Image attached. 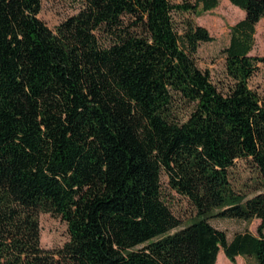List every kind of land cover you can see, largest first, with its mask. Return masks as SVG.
I'll return each mask as SVG.
<instances>
[{
  "label": "trees",
  "instance_id": "1",
  "mask_svg": "<svg viewBox=\"0 0 264 264\" xmlns=\"http://www.w3.org/2000/svg\"><path fill=\"white\" fill-rule=\"evenodd\" d=\"M41 1L0 0V264H264V102L248 86L264 0H227L244 17L221 86L189 18L218 0H80L54 30ZM40 213L66 224L61 247L40 246ZM213 219L259 224L228 240Z\"/></svg>",
  "mask_w": 264,
  "mask_h": 264
},
{
  "label": "rangeland",
  "instance_id": "2",
  "mask_svg": "<svg viewBox=\"0 0 264 264\" xmlns=\"http://www.w3.org/2000/svg\"><path fill=\"white\" fill-rule=\"evenodd\" d=\"M81 7L80 0H42L41 10L38 18L50 29L54 30L66 18L76 14ZM244 13L239 8L231 5L227 0H218V5L208 11H203L201 7L196 13L189 15L197 25L204 27L212 40L199 45L196 61L198 67L202 71L209 73L211 81L221 86L226 81L225 75V56L223 49L229 43L230 27L242 20ZM251 56H264V18H262L255 26L254 42L249 53ZM248 86L255 91L262 102H264V63H259L256 72L248 80ZM249 165L242 160L235 162L233 170L232 183L234 187L245 190V184L249 183L251 176ZM163 187H166L165 177L161 178ZM175 198L172 208L175 214H186L188 211L185 200ZM40 246L44 249H56L61 247L68 240V232L66 224L56 216L48 213H40L38 216ZM211 225L223 231L228 240L236 233L249 231L255 233L259 221L254 219L245 222L236 219H213ZM221 257L216 260L215 264H232L222 252ZM235 264H255L250 258H241L235 260Z\"/></svg>",
  "mask_w": 264,
  "mask_h": 264
},
{
  "label": "bare ground",
  "instance_id": "3",
  "mask_svg": "<svg viewBox=\"0 0 264 264\" xmlns=\"http://www.w3.org/2000/svg\"><path fill=\"white\" fill-rule=\"evenodd\" d=\"M220 257H221V254H218V256H217V260H219L220 259ZM217 264V263H216Z\"/></svg>",
  "mask_w": 264,
  "mask_h": 264
},
{
  "label": "crops",
  "instance_id": "4",
  "mask_svg": "<svg viewBox=\"0 0 264 264\" xmlns=\"http://www.w3.org/2000/svg\"><path fill=\"white\" fill-rule=\"evenodd\" d=\"M242 257L238 256L235 258L236 261H238V259H241Z\"/></svg>",
  "mask_w": 264,
  "mask_h": 264
}]
</instances>
